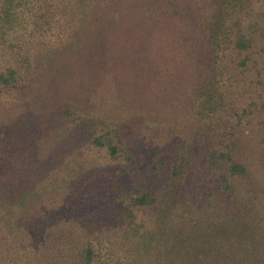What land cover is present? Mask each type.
<instances>
[{"label":"trees","instance_id":"1","mask_svg":"<svg viewBox=\"0 0 264 264\" xmlns=\"http://www.w3.org/2000/svg\"><path fill=\"white\" fill-rule=\"evenodd\" d=\"M127 1L133 6H128L126 0H0V47L19 54V60L0 71V97L12 98L28 92L34 78L41 76L44 48H52L53 44L68 49L72 58H75L74 48L85 47L78 53V61L87 65L89 74L85 72L79 90L88 78L114 80L111 73L121 68L122 60L125 69H132L133 60L119 59L120 51L126 50L130 42L129 35L132 45L150 43L141 50L147 60L154 58L157 71L164 65L173 66L174 70L166 71L168 79L191 82L192 95L198 92L202 81L203 87H212V82L235 80L244 75L254 59L256 40L250 31L252 27H245L246 21L237 19L231 11L235 7L233 1L237 0ZM152 49L155 55L149 56L147 50ZM256 68L257 77H264V66ZM108 69L112 71L107 72ZM144 72L148 73L145 69L141 74ZM161 73L159 70V78L163 76ZM42 83L43 89L48 91L49 88H54V92L61 89L59 82L50 76ZM145 90L139 95L143 102L136 109L144 110L149 105L152 109L150 95L145 97ZM216 91H220L219 87ZM212 92L214 94L215 90ZM219 96L225 97L223 93L216 97ZM211 97L214 96L208 98ZM198 101L194 99L196 105ZM211 101L206 105L212 107ZM64 107L56 100L45 107L42 105L40 109L46 113L38 118L43 124L30 129L29 124L13 127L14 119L0 126V264H133L135 261L129 260L132 254L143 251L145 264H196L192 250L197 247L202 251L201 256L208 257L204 264H213L211 249L214 246L219 243L218 247L229 249L244 236L247 221L254 214L249 206L236 208L234 181L247 176L248 167L232 155L229 150L232 147L219 155L223 159L224 173L211 183L213 187L219 186L212 194L217 197L213 201L218 202L215 203L218 211L212 215L224 217L221 220L225 226L223 233L228 236L217 239L210 236L216 224L211 215L212 218L198 222V232L207 231L206 234L199 235L196 229L192 230L198 235L194 239L200 237L198 244H192L189 243L190 232L182 221L183 215H190L192 210L177 213L179 205L176 195L173 197L176 188L178 195L187 193L190 185V195L200 188V180L196 185L190 181L193 176L189 174L190 169L187 180L184 177L182 183L165 186L171 192L161 200L147 190L141 196L131 197L128 205L125 199H111L112 183L118 182L121 176H114L109 170H94L89 175L93 184L86 179L88 176L82 182L69 181V187H64L67 180L60 178L65 167L61 155L64 145L59 143L48 150L47 144H39L48 126L53 124L54 114ZM99 140L93 141L99 144ZM17 142L27 148L19 149ZM110 151L114 154L115 149L110 147ZM191 153V164L202 168L201 173L206 163L209 168L214 165V152L198 162L192 150ZM54 166H59V174L52 177L49 170L51 172ZM121 174L126 173L121 171ZM208 180H202V184ZM94 187L102 191L98 193ZM135 209L148 210L139 229L134 227ZM226 217L230 220L225 221ZM178 220L180 223L174 227V221ZM149 223L154 225L149 227ZM216 230L215 227L214 232ZM228 238L233 240L226 241Z\"/></svg>","mask_w":264,"mask_h":264},{"label":"rangeland","instance_id":"2","mask_svg":"<svg viewBox=\"0 0 264 264\" xmlns=\"http://www.w3.org/2000/svg\"><path fill=\"white\" fill-rule=\"evenodd\" d=\"M126 2L128 6H133L129 1ZM233 3L236 9H231L232 14L241 21L245 20V27H252L250 31L254 33L256 40L252 61L255 65L251 62L245 74L235 80L212 82V87H203L202 81L198 92L192 95L193 89L189 91L190 87L193 88L191 82L168 79L165 76L166 71L174 70L173 66L164 65L157 71L154 58L147 60L146 53L141 50L144 46L149 47L150 43L141 46L137 42L138 46L132 45L129 35L130 42L127 43L126 50L123 48L120 51L119 59L133 60L130 66L132 69H125V61L122 60L121 68L111 73L114 80L108 82L107 78L101 77L94 81L88 78L83 89L79 90L82 77L87 72V65L79 63L78 53H82L85 47L74 48L75 58H72L68 49L53 44L52 48H44L39 70L41 76L34 78L28 92L20 96L15 94L12 98L4 95L0 97V126L3 123L8 124L9 121L11 123L13 119V127L16 128L29 124L30 129L34 125L43 124L38 116L46 112L40 108L56 100L65 107L58 114H54L53 124L48 126V131L39 144H47L48 150L57 147L59 143L64 145L61 155L65 167H62L60 174L62 180H67L64 187H69V181L82 182L94 170H109V173H115L114 176H121L118 182L112 183L114 186H111V199H125L127 205L131 197L141 196L147 190L161 200L171 192L165 186L182 183L184 177L187 180V170L190 169L189 174L194 176L190 181L196 185L195 182L200 180V188L195 189L193 195L189 193L191 185L186 190L187 193L182 195L176 193V188L173 190V197L176 195L179 205L176 208L177 213L192 210L190 215H183L182 221L190 232L189 243L195 244L200 240V237L196 240V232L200 231L198 222L207 217L212 218L211 215L218 211L215 205L218 202L213 201L217 197L212 194L219 186L217 184V187H213V178L217 179L224 173L223 159L219 155L224 154L223 150L232 147L229 149L232 155L248 167V175L234 181L236 208L249 206L254 216L249 217L243 233L246 236L235 241L236 246L230 245L226 249L218 247V243L211 249V261L213 264H264V77H257L255 74L257 66H264V0H237ZM147 52L149 56L155 55L153 49ZM17 60L19 54L0 47V71ZM145 69L148 73L141 74ZM159 70L162 71V78L158 77ZM111 71L112 69L107 70ZM44 76H50L59 82L61 89L57 92H54V88H49V91L43 89ZM187 85L189 86L183 89ZM216 87L220 91H216ZM144 88L145 97L150 95L152 109H149V105L146 109L139 110L136 107L143 102L139 95ZM219 93H223L225 97H216ZM209 95L214 97L208 98ZM195 98L196 101L199 99L197 105L194 103ZM211 99L212 107H209L206 102ZM96 138H100L99 144L93 141ZM21 142L25 143L23 140ZM22 143L17 142V147L26 149ZM110 147L115 149L114 154ZM191 150L195 153L197 162L205 160L211 151L214 152V165L209 168L206 163L205 171L201 173L202 168L191 164ZM121 171L126 174H121ZM49 174L52 177L54 174L58 175L59 166H54ZM206 178L209 180L202 184V180ZM86 179L93 184L91 176ZM202 186L204 189L201 190ZM94 188L98 193L102 191L99 187ZM108 199L111 200L110 197ZM135 210L137 218L134 227L139 229L141 220H146L145 213L148 210ZM233 210H236L235 207ZM205 211L209 213L206 214ZM212 216V221L216 224L212 227L214 234L210 236L215 239L228 236L223 233L224 225L221 220L224 217ZM226 220L230 219L226 217ZM179 223V220L177 223L174 221V227ZM151 225L154 223H149V227ZM193 229L197 231L193 233ZM204 232L198 234L207 233ZM232 240L233 238H228L226 241ZM197 248L192 250V256L195 257L196 264H204L203 261L208 257L201 256L202 251ZM144 257V251L140 254L137 252L129 260L135 261L133 264H145Z\"/></svg>","mask_w":264,"mask_h":264}]
</instances>
